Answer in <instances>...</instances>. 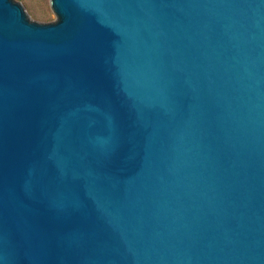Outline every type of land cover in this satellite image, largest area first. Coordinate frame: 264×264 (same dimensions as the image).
<instances>
[{"label": "water", "instance_id": "water-1", "mask_svg": "<svg viewBox=\"0 0 264 264\" xmlns=\"http://www.w3.org/2000/svg\"><path fill=\"white\" fill-rule=\"evenodd\" d=\"M0 0V264H264V0Z\"/></svg>", "mask_w": 264, "mask_h": 264}, {"label": "rangeland", "instance_id": "rangeland-1", "mask_svg": "<svg viewBox=\"0 0 264 264\" xmlns=\"http://www.w3.org/2000/svg\"><path fill=\"white\" fill-rule=\"evenodd\" d=\"M51 0H18L20 4H26L42 22H51L58 19L50 5Z\"/></svg>", "mask_w": 264, "mask_h": 264}]
</instances>
